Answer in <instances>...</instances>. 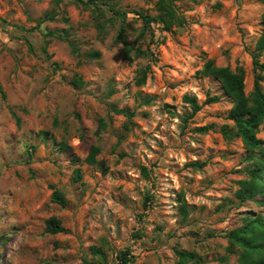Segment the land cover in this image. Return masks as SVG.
<instances>
[{
    "label": "rangeland",
    "instance_id": "obj_1",
    "mask_svg": "<svg viewBox=\"0 0 264 264\" xmlns=\"http://www.w3.org/2000/svg\"><path fill=\"white\" fill-rule=\"evenodd\" d=\"M157 1L0 0V264H118L125 249L127 264H179L176 250L197 255L182 264L237 263L224 234L264 217V205L235 197L248 153L221 133L233 127L231 99L198 71L207 59L241 67L251 92L264 4L173 0L182 24L144 29L139 12L155 16ZM55 29L68 31L79 55L47 34ZM95 50L98 59L84 55ZM184 94L219 100L184 124ZM94 146L105 173L85 160ZM54 189L64 207L51 201ZM50 217L65 231L48 233Z\"/></svg>",
    "mask_w": 264,
    "mask_h": 264
},
{
    "label": "trees",
    "instance_id": "obj_2",
    "mask_svg": "<svg viewBox=\"0 0 264 264\" xmlns=\"http://www.w3.org/2000/svg\"><path fill=\"white\" fill-rule=\"evenodd\" d=\"M88 2H93V0H88ZM261 2L264 4V0H261ZM156 10L157 14L155 16L139 12L144 29L149 28L151 23H162L166 29L171 28L175 23L182 24V19L177 15L173 6V0H158L156 2ZM48 19H54V16L51 15ZM41 20H38V24ZM261 22V32L255 42L254 51L250 52L254 77L253 88L249 94H246L244 91V71L241 67H236L232 70L229 66H218L213 59H207L198 72L217 80L224 94L231 99L232 105L228 110L227 118L233 122V127L229 128L227 125H224L221 128V133L226 138L232 136L240 138L248 153L245 157V161L250 164L245 167L248 177L236 181L239 188L235 191V197L240 201L253 200L260 205H264V141L257 137L259 125L264 119V87L262 86V83H264V11L261 16ZM47 34L67 41L72 52L79 55L78 49L71 39H69L66 29H55L54 31H49ZM142 35L143 32L139 36ZM135 51L141 52L139 48H136ZM84 55L89 59H98L101 53L95 50L86 52ZM143 55L145 54L143 53ZM126 56H128L127 53ZM261 57L262 60L260 59ZM145 78L146 73L140 71V75L136 79L137 84H143ZM72 83L75 86H79L82 81L79 77H73ZM218 100V96L207 95L203 102H199L195 95L184 94L182 101L188 105L190 111L181 117V121L184 124L187 123L204 104L215 103ZM167 106L169 107V105ZM114 110L126 115L128 118L133 115L132 112L124 108ZM16 121L18 122L19 119L16 118ZM208 127L205 125L197 127L195 130L206 132ZM44 135L46 136L47 133L44 132ZM66 146L60 143V147L65 148ZM97 153L98 148L92 147L85 160L89 164H97L102 173H105L107 169L101 161L96 159ZM204 164V162L193 161L189 163V166L202 167ZM141 169L142 173L146 174L145 167ZM74 178L76 181L81 179L78 167L74 170ZM51 201L62 207L67 204L63 193L56 189L51 193ZM181 211L186 216L185 207H182ZM46 231L50 234H56L64 232L65 228L57 218L50 217L47 220ZM224 236L228 240L231 252L238 253L236 264H264V217L261 214L248 216L244 219L242 225L225 232ZM93 249L96 254L104 258L100 249ZM176 255L178 256L179 264L194 260L197 257L196 253L186 250H176ZM118 260L120 261L118 264H127L133 260V255H130L129 250L125 249L119 252ZM82 264L96 263L84 259Z\"/></svg>",
    "mask_w": 264,
    "mask_h": 264
}]
</instances>
